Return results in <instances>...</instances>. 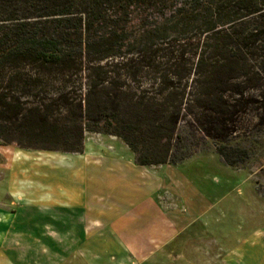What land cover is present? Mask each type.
Returning <instances> with one entry per match:
<instances>
[{"label":"trees","instance_id":"16d2710c","mask_svg":"<svg viewBox=\"0 0 264 264\" xmlns=\"http://www.w3.org/2000/svg\"><path fill=\"white\" fill-rule=\"evenodd\" d=\"M38 2L0 0L3 143L82 153L97 133L141 166L181 164L209 140L230 166L250 158L237 140L246 106L264 112V0ZM197 30L214 37L188 63Z\"/></svg>","mask_w":264,"mask_h":264},{"label":"crops","instance_id":"0c3cea01","mask_svg":"<svg viewBox=\"0 0 264 264\" xmlns=\"http://www.w3.org/2000/svg\"><path fill=\"white\" fill-rule=\"evenodd\" d=\"M110 150L40 153L29 171L23 164L27 152L22 153L25 160L14 175L19 189L10 198L15 218L33 213L18 229H33L35 241L8 238L2 230L16 228V221L4 217L0 264H214V215L200 223L203 214L166 186L160 171L167 165L141 166L129 151ZM262 234L221 241L230 248L215 261L264 264ZM36 243L42 252L34 249ZM204 245L210 249L206 254Z\"/></svg>","mask_w":264,"mask_h":264},{"label":"rangeland","instance_id":"374dc122","mask_svg":"<svg viewBox=\"0 0 264 264\" xmlns=\"http://www.w3.org/2000/svg\"><path fill=\"white\" fill-rule=\"evenodd\" d=\"M37 4H39L38 0H29L28 6ZM191 35L194 38L191 39L190 43L194 44L195 48L189 47L188 52L190 51V53L184 56L188 63H193L197 58L196 53L201 50H196L198 41L207 43L211 42L209 41L210 37H214V33L206 34L200 30L194 31ZM161 56H167L165 62L170 63L175 60V56H172L171 51H163ZM130 59L136 60L137 58L135 56ZM106 62H103V64H106ZM119 62L120 60L116 59L109 61L108 64H118ZM150 71L148 70V73ZM144 78L147 79L145 83H149L151 80L150 75L147 74H144ZM246 107V110L240 116V121L246 129L250 127L247 129L249 132L246 131L245 136H242V134L240 139L237 140L243 147L250 150V158L245 163L235 166L226 164L217 151L216 143L209 140L191 158L178 165H167L160 171L170 191L183 198L187 208L191 207L197 214L200 212L203 214L201 224L207 218H210L211 213L214 215L212 225L214 232V264H218L215 261L216 255L223 254L228 250L227 248H230L221 241L229 237L234 241H238L239 237L246 236L251 232L256 233V230L263 233L262 237L264 239V112L257 110L258 105L256 103H249ZM113 146L120 151H129L135 160L132 150L121 139L97 133H86L83 152L88 148H107L108 150L111 148L110 151H113ZM23 152H27L26 160L22 156ZM45 152L53 151L22 148L15 143L6 144L0 140V196L2 197L0 198L2 201L0 202V221H3L4 217L11 220L17 216H14L17 207L13 204L10 195L19 189L18 177L14 175L19 173L20 162L25 160L26 162L24 161L23 164L26 165V169L29 171L33 168L35 159L40 156V153ZM58 153L80 154L61 151ZM24 216L23 219L21 216L20 220L18 217L15 218L16 224L13 226L16 228L9 229L5 226L6 228L2 232L15 241L18 240L24 243V240L28 242L30 240L33 243L35 240L30 239L36 234L33 229L20 231L18 229L20 222L27 221L29 224L34 215L33 213H27ZM25 232L27 238L23 237ZM30 234L31 236H29ZM33 247L37 252H42L40 244L36 243ZM209 250L207 246H203L204 254ZM131 264L147 263L131 262ZM156 264L163 263L158 262ZM196 264L211 263L204 261Z\"/></svg>","mask_w":264,"mask_h":264}]
</instances>
